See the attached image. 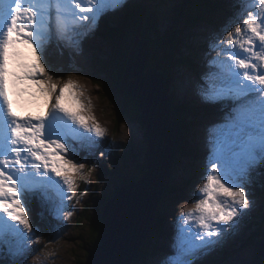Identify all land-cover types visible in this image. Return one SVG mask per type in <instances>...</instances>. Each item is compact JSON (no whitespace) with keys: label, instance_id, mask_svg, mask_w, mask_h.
<instances>
[{"label":"snow or ice","instance_id":"snow-or-ice-1","mask_svg":"<svg viewBox=\"0 0 264 264\" xmlns=\"http://www.w3.org/2000/svg\"><path fill=\"white\" fill-rule=\"evenodd\" d=\"M125 2L0 0V254L7 246L8 255L19 258L39 242L25 206L30 196L54 191L57 199L48 197L53 218L72 216L65 201L76 196L85 168L75 162V145L94 148L106 131L91 115V103L81 100L79 84L69 76L61 86L46 70L42 54L53 39L78 47L104 15ZM255 2L258 10L254 0H241L252 8L242 9L222 40L218 35L210 40V53L219 51L207 61L197 95L228 110L209 132L205 182L195 209L177 217L167 264H194L253 207L246 187L252 171L264 165V0ZM66 91L76 108L61 103ZM25 93H39L49 106L35 117L17 116L13 105L22 106Z\"/></svg>","mask_w":264,"mask_h":264},{"label":"rangeland","instance_id":"rangeland-1","mask_svg":"<svg viewBox=\"0 0 264 264\" xmlns=\"http://www.w3.org/2000/svg\"><path fill=\"white\" fill-rule=\"evenodd\" d=\"M184 2L185 0H126L122 7L104 15L96 24L95 30L83 37L78 47L69 46L65 41L53 39L42 54L46 70L53 76L54 80L60 82L61 86L69 76L79 84L83 91L81 100L86 104L91 103V115L106 131L104 137L99 138V142L94 148L81 147L78 143L75 145L77 149L75 162L84 163L85 168L83 177L77 178L76 196L70 201H65L67 204L65 211H71L72 216L67 219L53 218L49 212L51 211V201L48 197L53 200L57 199L54 191H49L47 196L43 194L30 196L25 206L33 227L37 229L39 242L31 243L30 248L19 258L9 256L7 246H5V251L0 254V264H80L81 260L86 259L90 249H94L100 244L103 206L115 195L117 188L126 184L124 180L130 179L131 181L133 176L137 177L133 179L141 180L145 176H143L144 171L141 169L142 166H148L150 147L145 126L135 120L138 117L133 111H124L128 101L124 97L125 91L121 83L123 73L119 71L116 77L118 82L108 73L110 69L108 62L113 53H111L112 43L106 39L104 33L112 26H120L121 22L130 16L127 15V9L138 4L147 6L151 15H159V26L162 31L160 34L165 37L169 30L177 29L173 26V21L175 14ZM227 3L226 0H222L220 4L222 8L211 13L213 15L209 21L202 18L194 21L188 27L180 22L181 30L185 27L184 32H182L183 36H180L184 38L185 43L179 45L175 54L181 52L186 58L192 56L196 61L202 60L203 62L195 73L191 69H186L183 64L178 65V55L173 57L174 63H171L170 67L174 70V74L170 92L176 99L191 102L190 96L193 94L192 98L198 100V103L205 106H215L197 99L195 91H197L202 76L208 71L203 66H206L207 61L214 57V55H208L207 51L202 50L206 45L209 46L210 40L214 36L218 35L222 40L226 35L224 30H233L235 22L242 14V9H235L232 5L234 3ZM254 3L255 7L259 9L258 2L254 0ZM252 6V4H248L245 7L251 9ZM131 22L132 16L128 19V23ZM144 22L146 31H152V24L146 19H144L143 24ZM133 26L134 29L140 30L137 28L136 21H134ZM210 32L216 33L210 37ZM141 36L139 38L147 42L148 48L153 46L150 45L148 38L143 39V34ZM58 42L63 43L58 54L72 59V65H75V61L80 63L83 68L61 70L59 62L51 60V53L55 51ZM129 44H134V47L137 42L126 43V46L131 47ZM158 47L160 56L164 57L165 43L163 41L158 43ZM114 55H117V50ZM151 57L153 55L150 52L148 64L151 62L153 65L155 62ZM189 92L191 94H187ZM61 103L65 107L76 108L74 98L67 91ZM128 104L131 105L129 108L132 109V100H129ZM20 105L22 106L13 105V111L20 117L29 115L35 117L42 114L45 108L49 106L45 104V98L39 93L36 96H29L28 93H25L24 98L20 100ZM196 106L198 107V105ZM198 108L205 109L203 105ZM198 108L191 111L194 112ZM227 110H213L211 113H206L208 111L205 109L199 124H197V120L194 125L198 140L196 143L197 153L194 154V157L179 158L172 177L178 191H175L164 201L168 202L169 206L165 207V204L159 210L164 220L153 235L156 245L152 251L153 255H149L145 261L137 257L132 264H167L168 257L174 252L177 217L195 209L196 193L205 182L209 155V132L214 125L222 122ZM131 112L132 114H129ZM87 114L85 113V115ZM201 131L202 133H200ZM69 159H73V157L69 155ZM190 180L192 181L189 184L185 183V181ZM246 191L253 202L251 210L240 219L239 226L225 237L221 244L206 254H198L194 258V264H259L257 263V256L259 255L257 243L260 241L259 237L264 236V165H258L252 171L251 181L247 185ZM35 198H39V213L36 220L32 202ZM186 200L187 202H185ZM94 234L98 237L97 240H94ZM251 237L252 239L257 237V242L251 243ZM155 239H158V243L155 242ZM248 240L249 242H247ZM231 248L237 250V255L225 260V252Z\"/></svg>","mask_w":264,"mask_h":264},{"label":"water","instance_id":"water-1","mask_svg":"<svg viewBox=\"0 0 264 264\" xmlns=\"http://www.w3.org/2000/svg\"><path fill=\"white\" fill-rule=\"evenodd\" d=\"M133 41L137 45L130 50L126 68L127 92L140 109V118L135 120L147 131L148 166L141 180L121 186L103 206L101 242L89 251L85 264H132L137 259L146 240L155 233L158 209L169 191L172 168L183 139L184 132L176 122L167 95L165 74L148 69L147 42ZM257 245L258 254L264 259V241Z\"/></svg>","mask_w":264,"mask_h":264},{"label":"trees","instance_id":"trees-1","mask_svg":"<svg viewBox=\"0 0 264 264\" xmlns=\"http://www.w3.org/2000/svg\"><path fill=\"white\" fill-rule=\"evenodd\" d=\"M226 1L228 2L227 4L231 2L229 0H226ZM221 3H222V0H185L183 6H181L180 9H178L177 13L175 14L173 26L176 27L177 29L169 30L166 33L165 37L160 34V32L162 31L160 30V26H159L160 24L159 15L158 14L151 15L149 13L147 6L145 5H134L127 9V15L132 16V22L130 24L128 23V19L130 16H127L124 19V21L121 22L120 26H114L112 30H108L106 33H104V36L106 37V39L110 41V43H112L111 53L113 54H112V58L108 62L109 68H110L108 70V73L114 80H116V82L119 81L118 79H116L119 71L123 73V81H121V83L124 86L123 87L125 91L124 97H126L128 102L129 100H132L133 102V108L130 109L129 107L131 105L128 104L127 102V105L125 106L126 109L124 111L125 112L133 111V113L136 114L137 117L140 118V109L136 105L134 99L133 98L129 99L126 94L127 84L129 80L127 71H126L127 70L126 66L130 59V50L132 49L134 45V44H129L131 47H128L126 46V43L132 42L133 41L132 39H137L139 38V36H141V34H143V39L148 38L151 43L150 45H153L149 47L148 51L149 53L150 52L152 53L153 57H151V59L155 63L152 65L150 62V64H148V69L162 71L165 74L167 94L174 107L173 109L175 113V119H176L177 124L180 126V128L184 132L181 146L179 148V153H178L177 158L175 159L174 166L171 172V179H170L171 185H170L169 191L166 193V195L161 200L160 208H162V206L164 207L165 204H166L165 207H168L169 203L164 202V201L166 200L167 197H170L171 195H173L175 191H178L177 186L172 181L173 179L172 177H173L174 170L176 169V165L179 162V158L186 157V156L194 157L195 156L194 154L197 153V150H196L197 141L194 142V139L197 138V131L194 130V125L196 124L197 120H198L197 124H199V122L201 121L202 118L200 114H203L205 109L208 111L206 113H210L213 110L214 111L227 110V107L223 104H212L215 106H205L201 103H198L196 100H192V99H191V102L196 103V104H192L190 102L185 103L186 101H181V100L176 99L174 95L170 92V86L172 87L173 74H174V70L172 69V67H170V64L174 63V60H172L174 56L178 55V60H179L178 65L183 64L186 69H191L195 73L198 71V67H200L202 63L201 61H196L195 58L192 56L191 57L189 56L188 58H186L184 53L178 52L177 54H175V50L179 48V45H181L182 43H185L184 38L180 37V36H183L182 32H184L185 27H188V25L192 24L194 21H198L202 18H206L205 19L206 21L211 20L212 15H213L211 13H213L215 10L221 9L222 8V5H220ZM144 19H146L149 23L152 24V28H153L152 31H148V32L146 31L145 22L143 24ZM134 21L137 22V28L140 30L134 29V26H133ZM180 22L182 23V25L185 26L182 30H181L182 25L180 24ZM180 31H181V35H180ZM162 41L163 43H165V46H166L164 57L160 56L159 47H158V43H161ZM61 45H63V43L58 42V45H56L55 51L51 53L53 60H57L59 62L58 63L59 68L62 70H66V69L75 70L77 69V67L83 68V66L80 63H77L75 61V65H72V59L68 57L65 58L61 56L60 54H58L61 48ZM115 49L117 50V55H114V53H116ZM167 49H168V52H167ZM63 54L66 55L65 52H63ZM124 59H126L125 62H124ZM119 92L121 93V91ZM196 105H198V107L203 105L205 109L198 108ZM195 108H198V109L192 112L191 110ZM129 114H132V112ZM145 133L147 135V131ZM200 133H202V131ZM148 157H149V154H148ZM146 169H147L146 165L142 166L141 171H144L143 176L145 175ZM133 178H137V177L133 176ZM191 181L192 180L185 181V183L189 184ZM129 182H130V179L124 180V183L126 184H128ZM38 201H39V198H35L32 201L34 204V209H35L34 211L35 220L37 219V215L39 213ZM160 208L158 209V214H157L156 229L157 227H159V225L164 220V217L162 216V214L159 213ZM97 238L98 237L94 234V240H97ZM259 238H260L259 243L264 241L263 235H261ZM256 239L257 237L255 239L253 238L251 243H256L257 242ZM155 242L158 243V239H155ZM247 242H249V240ZM154 246H156L154 244V238L151 237L150 239L146 240L145 244L140 249L138 257H140L142 260L145 261L149 257V255H153L152 251H154ZM236 255H237L236 250L232 249L230 252L225 253L224 259L227 260L230 257H234ZM257 257H258L257 263L263 264L264 262L263 257L260 255H258ZM84 260H81L80 264H85L86 259Z\"/></svg>","mask_w":264,"mask_h":264},{"label":"bare ground","instance_id":"bare-ground-1","mask_svg":"<svg viewBox=\"0 0 264 264\" xmlns=\"http://www.w3.org/2000/svg\"><path fill=\"white\" fill-rule=\"evenodd\" d=\"M257 10H258V8H256ZM111 18H114V17H111ZM123 19V18H122ZM114 28V26H112V27H110V29L109 30H112ZM106 33V32H105ZM200 49H201V47H200ZM203 51V50H202ZM207 64V63H206ZM207 72V71H206ZM196 93V96L198 97V98H200L198 95H197V91H195ZM187 94H191V92H189V93H187ZM191 96H193V94H191ZM201 99V98H200ZM218 111V110H217ZM203 135H205V134H203ZM192 140V139H191ZM54 175V174H53ZM56 179H59L58 177L56 178ZM185 202H187V200L185 201ZM185 202H182V204H185ZM47 204V203H46ZM49 212H51V211H49ZM25 263V262H24Z\"/></svg>","mask_w":264,"mask_h":264},{"label":"flooded vegetation","instance_id":"flooded-vegetation-1","mask_svg":"<svg viewBox=\"0 0 264 264\" xmlns=\"http://www.w3.org/2000/svg\"><path fill=\"white\" fill-rule=\"evenodd\" d=\"M123 87H124V86H123ZM126 94H127V96H128L129 99L132 98L127 92H126Z\"/></svg>","mask_w":264,"mask_h":264},{"label":"clouds","instance_id":"clouds-1","mask_svg":"<svg viewBox=\"0 0 264 264\" xmlns=\"http://www.w3.org/2000/svg\"><path fill=\"white\" fill-rule=\"evenodd\" d=\"M140 39V38H139ZM120 188V187H119Z\"/></svg>","mask_w":264,"mask_h":264}]
</instances>
